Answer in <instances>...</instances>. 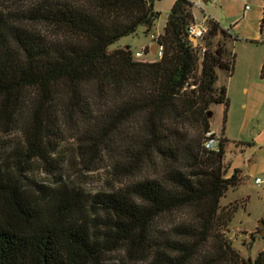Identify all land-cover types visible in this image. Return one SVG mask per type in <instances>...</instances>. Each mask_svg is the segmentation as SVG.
<instances>
[{"label": "trees", "instance_id": "obj_1", "mask_svg": "<svg viewBox=\"0 0 264 264\" xmlns=\"http://www.w3.org/2000/svg\"><path fill=\"white\" fill-rule=\"evenodd\" d=\"M14 1L0 10V131L19 132L20 145L0 161V264H116L119 250L148 264H241L226 235L239 203L220 200L242 170L227 177L223 135L217 151L203 147L211 108L229 107L218 73L233 74L238 38L208 19L194 45L189 0H175L158 36L159 0ZM140 27L160 58L110 50ZM66 140L82 158L125 162L119 175L157 160L161 178L90 199L61 180L50 188L30 179ZM173 213L181 220L171 237L156 241L157 220ZM246 264H264V251Z\"/></svg>", "mask_w": 264, "mask_h": 264}, {"label": "rangeland", "instance_id": "obj_2", "mask_svg": "<svg viewBox=\"0 0 264 264\" xmlns=\"http://www.w3.org/2000/svg\"><path fill=\"white\" fill-rule=\"evenodd\" d=\"M195 1L199 2V6L193 9L196 17L194 23L203 22L205 17L204 22L207 27L208 19H213L238 38L233 44L235 53L233 74L228 76L222 72L218 73L217 84L224 85L227 93V85L236 80L237 74L243 72L247 66H254V63L261 61L264 55V0H247L246 4L250 8L245 13L242 0ZM170 3L171 0H159L155 3L158 4L157 11L160 12L155 24V33L163 32V24ZM16 4L14 0H0V10H13ZM261 13L263 15L260 19L258 16ZM34 28L43 34L52 35V32L45 26H34ZM147 40L140 27L136 34L122 38L118 43L110 46V50L118 45L130 46L133 54L136 52L143 54L137 60L145 61L152 57V55L145 54L144 46ZM230 91V94L227 93L229 107L226 111L222 104H216L211 108V126L226 139L224 158L227 157V159L235 161L236 155L239 154L236 151L239 148H250L251 138L258 131L259 123H264V102H247L238 94L236 85L231 86ZM243 101L247 102L246 111L241 106ZM244 120H246V125L242 126ZM222 128L225 129L224 132L221 130ZM72 142V140H66L62 144L58 155L52 157L54 161L51 165L33 164L27 176L36 183L50 188L55 186L58 180H61L63 183L78 188L83 196H88L85 197L87 199L99 192H110L125 184L143 181L145 178H161L163 168L157 160L144 161L131 174L119 175L118 169L127 166L125 162L124 164L120 162L118 166L111 159L105 157L102 160H95L91 156L82 158L77 154ZM15 145H20L19 132L0 131V161L9 163L10 150ZM249 159L251 157L248 160L245 159L242 164L246 172L243 174L242 171L241 183L234 188H229L220 200L221 205L239 203L226 235L235 249L239 251L240 258L243 260L241 264L252 260L264 245V238L258 234L261 230L258 226L259 222L264 221V183L259 186L254 183L256 177L264 180V172L263 169L261 170L263 166L259 165L253 169L254 163ZM245 175L250 179H246ZM180 220L178 213L161 216L157 220L159 238L156 241L163 243L165 238L171 237V228ZM246 231L251 232L247 234ZM255 232L259 237L255 235ZM251 233L255 235V239L251 238ZM109 259L116 264H148L141 253L129 256L120 250L111 254Z\"/></svg>", "mask_w": 264, "mask_h": 264}, {"label": "crops", "instance_id": "obj_3", "mask_svg": "<svg viewBox=\"0 0 264 264\" xmlns=\"http://www.w3.org/2000/svg\"><path fill=\"white\" fill-rule=\"evenodd\" d=\"M189 1L193 2L194 8L199 4V2L195 0H189ZM242 1L244 4L247 0L245 2L244 0ZM174 2L175 0H171L169 9L167 11V16ZM157 5L158 4H155L154 6L156 10H158ZM193 15H194V19H196L194 11H193ZM262 15L263 14L261 13L259 14L258 17L261 19ZM167 16L165 18L163 28L166 23ZM160 34L162 33H155L156 36ZM147 39L148 40L146 41L144 47L145 49L147 48L149 51L146 54L152 55V57L149 59H146L145 61H150V62L155 61L157 59L156 54H155V51H156L155 42H153V37H147ZM118 46H121V45H118ZM257 62L254 63V66L253 65H251L250 67L247 66L245 67L243 72H239L237 74V77L235 78L236 80H234L232 84L227 85V93L229 92L230 94L231 86L236 85L238 94H240L243 98H245L247 102H251V103H256V102H261V101L264 102V72L262 73V67L264 65V55L262 56V60L257 61ZM247 102L243 101V103L241 104L242 108L245 111L247 110ZM241 125L242 126L246 125V120H244ZM221 130L224 132L225 129L222 128ZM211 131L217 137L222 136L221 134L218 133V131L213 129L212 126H211ZM250 143H251L250 148L248 149L239 148L238 151H236L239 154L236 155L237 159L235 161H231L230 159H227V157L224 158L225 163L229 165L227 177L231 175L233 169L235 168L241 169L244 174L246 171L244 167H242V164L244 163L245 159L248 160V158L250 157L251 159L249 160L254 163L253 169H255L257 166L260 165V166H263L261 167V170L263 169V172H264V123H261V124L259 123L258 131L252 136ZM245 177L246 179H250L249 176L245 175ZM256 178H259V177H256ZM250 232L251 231H246L247 234ZM261 250L264 251V245Z\"/></svg>", "mask_w": 264, "mask_h": 264}, {"label": "built area", "instance_id": "obj_4", "mask_svg": "<svg viewBox=\"0 0 264 264\" xmlns=\"http://www.w3.org/2000/svg\"><path fill=\"white\" fill-rule=\"evenodd\" d=\"M246 0H244L245 2ZM199 6V4L197 5ZM249 5L246 4V2L244 3V13L249 10ZM205 20V17H204ZM201 22V23H192L189 25L188 27V35L190 38H194L197 42L203 37L204 33L207 30V27L205 25V22ZM197 42L194 43V45H197ZM156 46V57L160 58L162 56V46L158 45L155 43ZM146 54V53H145ZM143 54L141 52H136L134 57L136 59H139L140 57H142ZM217 146H218V137L214 135V133L212 131H208L205 133L204 136V142H203V147L205 150L208 151H217ZM254 183L259 186L261 184L264 183V180L261 178H255Z\"/></svg>", "mask_w": 264, "mask_h": 264}, {"label": "water", "instance_id": "obj_5", "mask_svg": "<svg viewBox=\"0 0 264 264\" xmlns=\"http://www.w3.org/2000/svg\"><path fill=\"white\" fill-rule=\"evenodd\" d=\"M190 40L193 42V43H196L197 41L194 39V38H190ZM261 230L258 232L259 236L260 237H263L264 238V222H259V225H258Z\"/></svg>", "mask_w": 264, "mask_h": 264}]
</instances>
